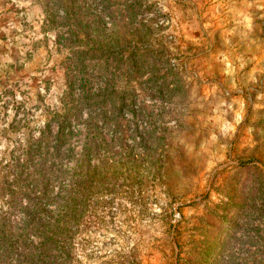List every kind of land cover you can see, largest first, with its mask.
Segmentation results:
<instances>
[{
    "label": "rangeland",
    "instance_id": "rangeland-1",
    "mask_svg": "<svg viewBox=\"0 0 264 264\" xmlns=\"http://www.w3.org/2000/svg\"><path fill=\"white\" fill-rule=\"evenodd\" d=\"M87 1L72 45L40 0H0V168L19 160L29 183L5 196L9 227L38 202L65 218L47 245L64 251L36 234L35 264H261L248 244L221 253L264 186V0H121L130 9L112 16ZM65 108L73 151L44 196L36 140ZM21 246L7 237L0 264L6 249L19 264Z\"/></svg>",
    "mask_w": 264,
    "mask_h": 264
},
{
    "label": "trees",
    "instance_id": "trees-1",
    "mask_svg": "<svg viewBox=\"0 0 264 264\" xmlns=\"http://www.w3.org/2000/svg\"><path fill=\"white\" fill-rule=\"evenodd\" d=\"M44 4L45 10L49 18L52 20V25L48 26L57 29L59 32L68 33V37L65 38L70 44H74L73 36H79L85 33L87 28L84 23L85 9L84 3L87 0H40ZM88 2V1H87ZM103 5V14L116 15L117 13H123L130 8L127 4L121 2V0H101ZM64 16H61L63 15ZM124 21H125V15ZM57 18L62 20H56ZM66 18V19H65ZM126 23V22H125ZM64 29H67L65 32ZM95 106V104H93ZM72 108H65L64 112H55L52 116V120L47 123V128L44 129L40 138L36 140L37 146L34 149V154H37L38 165L33 168V173L30 174L31 179L35 181V190L41 194H46L55 185V173L60 170V163L64 156H70L73 149L67 148L68 153L63 147L70 144L72 137L76 134L73 124L75 121ZM100 120V115H91L90 126L93 130L96 128V122ZM57 122L58 131L56 135L52 134L50 128L51 123ZM97 150V145H91L86 148V155L89 157L93 155ZM29 155L28 157H30ZM19 162V160H18ZM7 164L0 168V201L2 203L0 207V251L3 250L4 240L7 237H19V242L22 246L19 250V264H35V257L39 254L33 247V236L36 234L44 235V244L47 249V245L50 244V230L57 226V230L66 235L67 231L65 227L61 226L62 221L65 218H55L52 222L51 218H48L44 213L45 210L41 202L36 204H28L27 206L19 207V214H27L26 219L21 223L19 222V231L17 229L10 228V221L15 219L16 205H12L5 196L11 192L13 194L12 200L19 196V188L21 194L26 195L28 193L29 183L26 182L28 176L25 174L28 170L24 168L19 173V164ZM18 167V168H17ZM80 172L84 169H76ZM87 171H91L89 168ZM25 176V177H24ZM92 177V176H91ZM20 185V186H19ZM257 203L252 204L244 214V210L239 214V220H242V224H236L228 231L224 249L221 253L224 261L227 252H233L230 250L232 242H239L242 245H249V248L256 247L259 249V255L262 258L264 264V186H260L253 193ZM41 197V195H40ZM9 204V208L5 209V205ZM246 214H253L256 221L259 219L261 223L253 225V221L249 222L244 217ZM21 217H19L20 220ZM21 221V220H20ZM263 221V222H262ZM241 221H239L240 223ZM16 223V222H15ZM250 224V226H248ZM250 227V228H249ZM44 251H53L56 255L61 254L64 250L61 244H56L55 247L49 248ZM7 250V251H6ZM4 258L8 259V264H12L9 261L12 256L11 251L6 249ZM228 256V255H227ZM63 264V263H60ZM221 264V263H219Z\"/></svg>",
    "mask_w": 264,
    "mask_h": 264
},
{
    "label": "water",
    "instance_id": "water-1",
    "mask_svg": "<svg viewBox=\"0 0 264 264\" xmlns=\"http://www.w3.org/2000/svg\"><path fill=\"white\" fill-rule=\"evenodd\" d=\"M191 201H193V200H191Z\"/></svg>",
    "mask_w": 264,
    "mask_h": 264
}]
</instances>
